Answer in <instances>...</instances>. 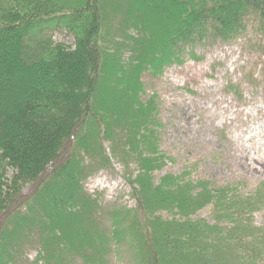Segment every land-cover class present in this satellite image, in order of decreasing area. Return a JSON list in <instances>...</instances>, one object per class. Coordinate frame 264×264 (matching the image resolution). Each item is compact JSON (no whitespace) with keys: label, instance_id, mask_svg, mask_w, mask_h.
I'll return each mask as SVG.
<instances>
[{"label":"trees","instance_id":"16d2710c","mask_svg":"<svg viewBox=\"0 0 264 264\" xmlns=\"http://www.w3.org/2000/svg\"><path fill=\"white\" fill-rule=\"evenodd\" d=\"M121 1L128 10L125 22L119 27L137 25L140 32L138 38L129 36L133 52L130 57L135 61L125 66L117 65L122 63L120 49L110 52L112 62H105L102 56L105 0H14L16 3L8 5L9 9L0 10V33L5 35L0 51L7 42L12 47L0 52V161L13 170L11 177L0 184V237L4 236L2 245L13 251L20 245L25 249L29 244H39L45 251L46 264H74L75 257L82 258L81 264H106L112 237L125 230L120 229L125 223L115 218L104 235L98 234L101 228L93 223L99 204L85 190L82 179L100 168L110 167V159L99 144L100 158L88 155L95 162L85 167L78 158L84 147L78 138L86 135L95 142L97 138L93 136L99 137L101 130L104 139L114 141L117 138L114 125L104 137L106 124H102L108 115L114 116L115 121H123L116 128L128 132L127 141L137 135L140 139L138 125L152 115L149 105L136 102L141 89L136 78L138 72L148 68L151 74H160L170 63L182 62L178 58L181 49H187V56L197 60L199 47L235 42L238 36H246L241 34L244 19L251 14L256 15L258 24L254 27L264 42V0ZM147 3L148 9L144 7ZM138 10H143L140 14L145 23L134 22L133 15ZM57 23L74 34L73 48L62 42L53 43L45 35L33 46H30L33 41L26 44L27 34L52 30ZM7 36L15 39L11 42ZM114 73L120 80L114 82L116 86L110 80L107 82L109 77L114 81ZM249 78L248 82L253 83L255 76L251 70ZM124 85L129 86V92L124 91ZM110 86L129 96L124 93L110 101L109 92L103 94ZM95 89L100 92L95 94ZM92 98L97 109L91 113ZM105 123L108 127L109 123ZM84 124L92 130L91 137L88 132L80 134ZM130 130L135 131L133 138ZM151 137L155 138L153 130ZM121 140L118 137L116 141L120 147ZM133 141L132 152L143 170L134 179L127 177L137 201L136 209L127 211L132 213L127 228L134 231L132 243L138 247L136 264H199L197 258L190 259L183 253L186 249L196 253L200 242L209 247L211 235L217 241L214 228L219 227V221L232 223L228 235L234 239L239 232L251 230V221L246 217H252L255 210L264 207L263 188L253 195L236 192L228 195L227 186L217 188L211 181L182 184V179L173 175L153 184V172L163 167L164 156L153 155L158 153V148L152 141L146 147L148 152L139 151L138 142ZM148 143L149 139L141 145ZM58 177L63 184L57 182ZM26 185L32 190L30 193L29 189L24 192ZM195 187L199 189L194 192ZM54 200L57 204L51 206ZM207 206L216 225L193 218ZM169 218L174 221H168ZM83 222L86 228L77 234L73 225L80 226ZM259 231L264 233V228ZM98 238L101 243L95 245ZM124 241L113 242L120 245ZM21 250L19 257H24ZM215 253L223 255L221 251ZM6 256L4 264H15L16 258L9 251ZM37 260L30 264H38Z\"/></svg>","mask_w":264,"mask_h":264},{"label":"rangeland","instance_id":"374dc122","mask_svg":"<svg viewBox=\"0 0 264 264\" xmlns=\"http://www.w3.org/2000/svg\"><path fill=\"white\" fill-rule=\"evenodd\" d=\"M133 1L135 2V0ZM105 2L102 7L103 26L101 30L104 39L101 40V46L105 48L102 56L105 62H112L110 52L120 49L122 63L117 65L125 66L135 61L133 57H130L133 52L129 36L138 38L140 32L137 25L126 28L119 27L125 22V14L128 10L125 2H123L124 7L121 0H105ZM15 3L14 0H0V10L1 8L9 9L8 5ZM144 7L150 8L148 3ZM121 10L123 11L121 12ZM142 11L135 12L134 22H146L140 14ZM255 24H258L255 14L246 16L244 19L245 28L241 33L246 36H238L235 42H216L218 44L199 47L196 49V54L200 59L192 60L187 56V49H181L178 51V58L182 62L170 63L164 67L160 74H151L152 71L148 68L139 71L136 78L141 84V89L136 102L149 105L152 115L144 123L138 125L140 139H138V135L137 138L134 137V134L132 136L135 131L130 130V135L134 139L127 141L125 136L128 132L116 128L123 121H115L114 116L110 118L108 115V119L105 117V122L109 123L108 127L102 117L95 116V118L103 121L102 125L106 124L105 131L107 132L104 133V137L114 128L117 138L122 137L119 143L122 148L116 143L117 138L114 141L104 139L101 130L99 137L93 136L97 138L95 142L88 140L86 135H79V143L87 149V152L84 153L85 148L81 147V152L78 155V158L83 160L85 167L95 162V158L88 155L100 158L99 144L105 149L110 159V167L100 168L95 174H87V177L82 179L85 190L95 196L99 204L95 208L96 222L93 223L101 228L98 234L104 235L106 227L115 218L125 223L120 228L125 230L119 233L126 235L121 237V234H117L112 237L106 264L139 263L138 247L132 243L133 237H135L134 231L127 228L129 217L132 214L127 211L136 209L137 206L136 198L131 194L132 187L129 185L127 177L130 179L131 176L134 179L136 174L143 173L136 160V154L132 152V146L135 147L133 140L138 142L139 151L144 149L146 152H148L146 147L152 141L158 148V153L153 155L164 156L163 167L153 172V184H157L160 179L164 180L166 177L169 179L173 175L179 176L182 179V184H188V181L193 185L199 181H211L214 182L212 186L217 188L227 186L229 188L228 195L236 192L247 196V194H255L256 190L260 188L264 189V42L258 30L255 29ZM44 35L49 37V41L51 40L53 43L62 42L70 48L75 45L74 34L62 23H57L52 30L29 33L24 39L28 45L33 41L30 45L33 46L38 38ZM7 38L12 42L15 36H7ZM3 40L5 41V35L0 33V42H4ZM9 43H5L4 47L6 46V48L1 47V53L6 52L8 48L12 49ZM250 70L254 72L255 76L253 83L248 82L251 80L249 78ZM113 75L115 76L114 81L110 77L107 79V82L111 81L112 86L120 81L117 78L119 75L115 73ZM112 86L103 93L105 95L109 92L110 101L122 97L124 93L126 97L129 96L126 93L130 90L129 86L124 85L126 92L114 90ZM93 92L96 94L100 91L95 89ZM91 101L92 113L97 108L95 100L92 98ZM98 119L97 121H99ZM126 123L130 122L126 121ZM112 125H114L113 128ZM131 128H136V126ZM152 130L155 138L151 137ZM85 132H88L89 137L92 136V130L84 124L80 129V134ZM148 139L147 145H141ZM114 150L118 153L113 152ZM77 164L79 165V163ZM72 169L74 171V167ZM12 173L13 170L5 162L0 161V184L1 180L4 182L9 179ZM57 182L64 183L61 177L57 178ZM3 188H5L4 185ZM23 189L26 193L29 186L26 185ZM196 189L199 188L195 187L194 192ZM31 191L29 189V193ZM56 204L57 202L54 200L50 205ZM209 207L199 210L198 214L193 215V218H202L209 225H216L215 217L210 214ZM107 212H110L108 216ZM246 218L251 221V230L248 233L239 232L238 238L234 239L233 235H228L232 223L226 222V220L221 223L219 221L217 223L219 227L214 228L218 236L217 241L213 240L214 236L211 235L209 247L200 242L197 243L199 250L196 253L191 254L186 249L183 254L193 260L197 258L199 264H264V233L259 231L260 228H264V207L255 210L252 217ZM168 221L174 220L169 218ZM74 227L77 234H80L85 230L86 224L84 222L80 226L74 224ZM3 237H0V264L6 262L7 251L13 255V258H16L15 264H30L35 258L38 259V264H46L45 251L39 244L34 243V246L29 244L25 249L24 245H20L18 246L20 248L17 247L18 250L13 251L8 248L9 246L2 245ZM124 239L126 241L120 245L113 242L114 240L121 242ZM7 240V238L4 239V242ZM240 242L243 245H240ZM100 243L99 238L94 242L95 245ZM22 248L25 252L24 257H19ZM215 251H221L223 255L220 256ZM80 260H82L81 257H75L74 264H81Z\"/></svg>","mask_w":264,"mask_h":264}]
</instances>
